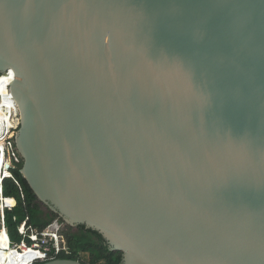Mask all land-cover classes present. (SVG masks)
<instances>
[{
	"label": "water",
	"instance_id": "1",
	"mask_svg": "<svg viewBox=\"0 0 264 264\" xmlns=\"http://www.w3.org/2000/svg\"><path fill=\"white\" fill-rule=\"evenodd\" d=\"M6 71L67 225L121 264H264V0H0Z\"/></svg>",
	"mask_w": 264,
	"mask_h": 264
},
{
	"label": "trees",
	"instance_id": "2",
	"mask_svg": "<svg viewBox=\"0 0 264 264\" xmlns=\"http://www.w3.org/2000/svg\"><path fill=\"white\" fill-rule=\"evenodd\" d=\"M12 173L19 182V186L10 178L3 181L4 196L12 197L16 200V206L13 211L6 214V224L12 242L21 241L22 236H20L18 228L26 218H29L30 224L39 230L49 227L56 220L64 223L63 219L52 212L49 207L46 213L43 212L42 205L44 204L39 201L29 187L27 181L20 173V168L12 170ZM20 188L23 191L24 200L21 197ZM14 217L17 218L16 222L13 220ZM68 228L73 227L64 225L61 230V239L67 250L62 251L56 257L57 259L78 260L83 264H100V262H104L105 264H121L122 253L111 251L104 238L98 232L80 225L75 227L78 230L77 232L64 234ZM86 254L90 256L89 262L84 260Z\"/></svg>",
	"mask_w": 264,
	"mask_h": 264
},
{
	"label": "built area",
	"instance_id": "3",
	"mask_svg": "<svg viewBox=\"0 0 264 264\" xmlns=\"http://www.w3.org/2000/svg\"><path fill=\"white\" fill-rule=\"evenodd\" d=\"M17 131L18 128L8 130L6 132V136H8V138H6L3 147L0 148V235L6 233L9 241L8 248L4 250L11 253L16 252L19 255L27 254L31 251L34 253V255L40 254L38 256H41V258L37 257L34 261L30 262V264H38L39 262H46L57 259L56 257L60 255L62 251L67 250L61 239L62 227L67 224L65 222L61 223L59 220H56L49 227L39 230L30 224L29 218H26L18 228V232L20 236H22L21 241L16 243L12 242L6 224V214L7 212L13 211L16 206V200L15 198L4 196L3 181L10 178L14 180L15 183L19 186V182L15 179L12 173V170L19 168L21 173V168L23 165V157L16 143ZM9 134H11L12 136ZM5 171L9 172V175L7 177L4 175ZM21 197L24 200V194L22 190ZM9 200H13L14 203L10 204L8 202ZM13 220L14 222H16L17 218L14 217ZM2 250L3 248L0 247V264H10V262H6L8 258H5L1 255ZM19 262L20 259L15 263L19 264Z\"/></svg>",
	"mask_w": 264,
	"mask_h": 264
},
{
	"label": "bare ground",
	"instance_id": "4",
	"mask_svg": "<svg viewBox=\"0 0 264 264\" xmlns=\"http://www.w3.org/2000/svg\"><path fill=\"white\" fill-rule=\"evenodd\" d=\"M13 79H14V73L12 71H6L0 74V128H1L0 148L3 147L6 138H8V136H6V132L14 128L19 129L20 127L19 109L11 93V84ZM0 167H1V162H0ZM4 175L7 177L9 175V172L5 171ZM8 202L10 204L14 203L13 200H9ZM8 244L9 241L7 235L6 233H3L2 235H0V247L3 248L1 255L5 258H8L6 262H10V264L12 263L16 264L15 262L19 259H20L19 264H30V262L34 261L37 257L41 258V256H38L40 254L34 255L32 251L23 255H19L16 252L11 253L9 251H6L4 249L8 248Z\"/></svg>",
	"mask_w": 264,
	"mask_h": 264
},
{
	"label": "rangeland",
	"instance_id": "5",
	"mask_svg": "<svg viewBox=\"0 0 264 264\" xmlns=\"http://www.w3.org/2000/svg\"><path fill=\"white\" fill-rule=\"evenodd\" d=\"M42 208H43V212L44 213H46L47 211H48V207L44 204V205H42ZM49 215V214H48ZM47 215V217L49 218V216ZM65 226H67V225H65ZM69 226V225H68ZM78 230H76L75 229V227H73V228H68L66 231H65V233L64 234H66V233H75V232H77ZM89 258H90V256L88 255V254H86L85 255V257H84V260L86 261V262H89ZM100 264H105L104 262H100Z\"/></svg>",
	"mask_w": 264,
	"mask_h": 264
}]
</instances>
